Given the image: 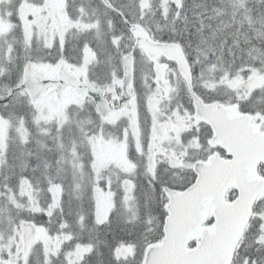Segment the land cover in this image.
<instances>
[{"label":"snow or ice","instance_id":"1","mask_svg":"<svg viewBox=\"0 0 264 264\" xmlns=\"http://www.w3.org/2000/svg\"><path fill=\"white\" fill-rule=\"evenodd\" d=\"M0 264H264V0H0Z\"/></svg>","mask_w":264,"mask_h":264}]
</instances>
